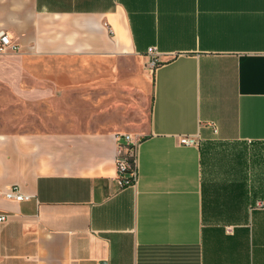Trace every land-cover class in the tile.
I'll use <instances>...</instances> for the list:
<instances>
[{
  "label": "crops",
  "instance_id": "crops-1",
  "mask_svg": "<svg viewBox=\"0 0 264 264\" xmlns=\"http://www.w3.org/2000/svg\"><path fill=\"white\" fill-rule=\"evenodd\" d=\"M1 33L0 264H264V0H0Z\"/></svg>",
  "mask_w": 264,
  "mask_h": 264
},
{
  "label": "built area",
  "instance_id": "built-area-1",
  "mask_svg": "<svg viewBox=\"0 0 264 264\" xmlns=\"http://www.w3.org/2000/svg\"><path fill=\"white\" fill-rule=\"evenodd\" d=\"M6 47H11L10 41L5 34L1 33L0 49ZM147 54L149 55L148 66L152 69L157 65L158 62V53L156 48H148ZM213 131L215 132V129ZM115 138L117 139V141L122 143L121 149L124 150L123 152H118L116 158L117 185L119 188H123L125 186L133 184L135 179V172L130 175L133 178V181L131 182L121 180L120 174H122L127 167L124 157L133 155L135 156L136 143L134 142L133 137L129 134H117ZM178 144L183 146H197L199 144V139L197 138V136H181L178 138ZM0 197L6 200H13L16 202L28 201L31 198L30 196L21 194L17 188H11L6 192H0ZM257 206L260 208H264V202L258 203ZM7 218L8 217L5 214H0V223H5L7 221Z\"/></svg>",
  "mask_w": 264,
  "mask_h": 264
},
{
  "label": "rangeland",
  "instance_id": "rangeland-1",
  "mask_svg": "<svg viewBox=\"0 0 264 264\" xmlns=\"http://www.w3.org/2000/svg\"><path fill=\"white\" fill-rule=\"evenodd\" d=\"M0 100L2 101V90L0 89ZM0 113H1V116H2V103H0ZM2 120V119H1ZM0 120V124L2 125L3 124V121ZM23 126V123L22 122H13V127L14 128H21ZM249 179H250V187L252 186H255L257 187V184H253V183H257L256 181H262L260 184H264V171L262 170L263 168H261V166L259 165H250L249 166ZM254 180V181H253ZM258 203H260V201H257L256 204H252L253 207L256 206Z\"/></svg>",
  "mask_w": 264,
  "mask_h": 264
},
{
  "label": "trees",
  "instance_id": "trees-1",
  "mask_svg": "<svg viewBox=\"0 0 264 264\" xmlns=\"http://www.w3.org/2000/svg\"><path fill=\"white\" fill-rule=\"evenodd\" d=\"M126 161V169L122 174H120V178L123 181H133V178L130 176L132 173L136 172V164H135V156H125Z\"/></svg>",
  "mask_w": 264,
  "mask_h": 264
}]
</instances>
